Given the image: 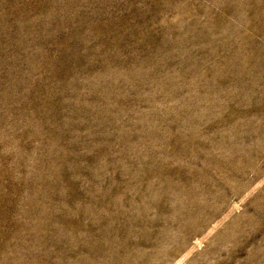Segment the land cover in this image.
<instances>
[{"label":"rangeland","instance_id":"374dc122","mask_svg":"<svg viewBox=\"0 0 264 264\" xmlns=\"http://www.w3.org/2000/svg\"><path fill=\"white\" fill-rule=\"evenodd\" d=\"M0 264H264V0H0Z\"/></svg>","mask_w":264,"mask_h":264}]
</instances>
